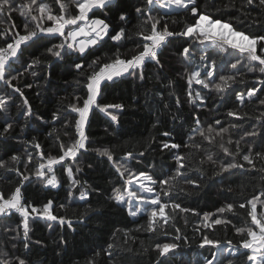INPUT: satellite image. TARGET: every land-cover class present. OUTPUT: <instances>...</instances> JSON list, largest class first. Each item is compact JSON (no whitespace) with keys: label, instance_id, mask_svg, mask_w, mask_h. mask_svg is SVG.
I'll return each mask as SVG.
<instances>
[{"label":"trees","instance_id":"1","mask_svg":"<svg viewBox=\"0 0 264 264\" xmlns=\"http://www.w3.org/2000/svg\"><path fill=\"white\" fill-rule=\"evenodd\" d=\"M240 2L241 0H232L235 6H231L230 0H197V7L201 11L209 12L213 19L230 20L238 30L252 35H264V15L256 8L248 9L247 15H242ZM143 5L144 0H113L106 11L96 12V16L106 19L112 29L119 30L120 27H124L129 38L113 42L106 37L104 42L90 50V54L69 55L62 60L51 58L46 55L45 46L51 47L52 43H59V40L47 36L36 43L30 42L27 47L21 46L23 54L21 56L18 53L20 58L13 64L14 68L23 71L24 67L36 57L47 60L51 66L48 67L47 63L42 64L33 69L38 73L37 76L27 72L19 80L13 81L14 85L22 88L24 96L32 107L33 116L27 119L17 107L21 105L19 94H14L11 87L0 81V95L13 96L7 108L0 110V129L3 128L6 120L13 124L11 131L0 139V158L8 160L11 155H19L23 158L27 152H31L34 158L39 160L41 151L46 156L48 154L55 156L60 154L58 149L60 142L66 145L72 142L76 136L74 122L79 117L78 113L71 110L70 105L79 103V106H82V100L86 98L83 73L91 71L88 65L93 59L105 55L111 56L117 47L121 53H128L129 56L132 54L129 50L135 48L140 40L135 33L142 19L135 9ZM154 7L153 14L163 16L161 23L167 22L169 30L174 32L182 31L186 25L193 24L198 18L186 10ZM121 13L127 15L126 21L119 19ZM254 19L260 22L253 23ZM12 20L17 30L23 34V17L13 13ZM111 34L113 33L110 31ZM189 45H192L193 58L186 61L181 53L183 48ZM201 55L207 56L209 61L216 60L217 71L213 79H217L219 75L234 72L230 64L235 62V50L226 47L224 51H221L211 42L194 44L192 38L173 36L168 38L166 45L159 53L163 68L155 64H147L144 69L145 80L140 81L134 77L125 76L111 82L105 81L101 85L97 103L101 106L119 103L123 104L124 108L109 109V112L117 115V121H112L111 117L101 112L99 108L93 107L90 112L85 128L89 138L88 150H81L73 165L74 177L79 184L73 186L67 177L65 168L68 166V161H65L63 166H54L59 180L58 187L45 186L40 178L33 175L30 181L24 182L21 189L24 199L37 207L52 200L53 213L71 219L75 231L67 224L59 225L58 222L44 219H30V246L25 252L21 240L13 239L15 232L4 230L6 227L15 228L20 224L22 218L18 213H14L8 218L0 217V251L7 249L9 254L21 255L28 260V264H76V262L85 264V261L93 257L94 252L99 251L100 255L95 257L96 264H112L105 250L109 243L115 242L116 264H155L158 254L154 245L175 242L180 247L174 253H169L168 257L160 258L161 264L165 262L167 264H203L204 258H210L215 251L208 246L199 247L202 235H208L209 238L222 242L221 258L224 259V264H227V258H229L227 249L234 250L241 239L233 225L242 226V221L247 218V209L237 207L236 214H219L217 209L228 203L234 205L245 203L253 195H259L262 190L261 173L234 169L215 175L218 168L215 164L207 162L203 149L185 148L184 145L191 143L189 135L191 129L196 127V117H199L204 126L214 123L216 119H219L225 127L229 122L243 125L241 129L231 131L233 141L239 139L244 129L251 130L254 127L264 135V129H260L261 122L254 119L264 113V106L246 103L240 108L241 112L248 113V118L244 120L227 116L228 111L239 107V102L235 99L237 93L253 86L261 88L264 92V87L257 83V78L264 79V75L258 71L247 72V67L244 66L243 82H238L229 88L224 94V100H220L215 92L193 84V89L200 91L201 95L206 97L203 105H193L187 102V81L184 73L186 68L191 71L202 64L199 60ZM74 62L83 63L84 68L78 72L74 68ZM12 74L15 75V73ZM78 80L81 81L80 84H77ZM27 84H31L32 87H25ZM257 95L259 96L260 93ZM76 97H80L81 100L78 102ZM177 97L180 101L179 106L176 104ZM57 112H59V118H54L53 114ZM164 132H169L171 135L166 137L163 135ZM228 135L225 134V140ZM33 138L40 144L39 149L26 143ZM248 140L252 142L254 150L264 151V142L261 141V137L248 138ZM162 141L180 144L181 148L161 150ZM195 142L201 143L198 135L195 137ZM203 143L218 162L232 159V157H226L217 146L209 145L206 141ZM227 146L234 148V145ZM103 148L111 149L114 159L121 162L126 152H133L136 158L128 160V167L137 173L147 172L157 181L174 174L177 167L173 159L174 155H187L191 164V167L187 168V175L196 180L199 186L185 183L181 179L170 196L162 195L161 198L165 202L179 203L182 207L194 209L200 215L191 212L180 213L177 210L174 221L167 226V235L148 232L146 229L149 217L146 211H142L137 217H132L124 205H117L112 199L113 188L121 186L123 181L118 178L112 161L95 151V149ZM241 148L242 154L248 151L243 143ZM139 152L145 154L142 157L136 155ZM201 159L204 161L202 166L199 163ZM25 162L22 159L18 165L21 172H25ZM240 162L246 163L242 160ZM256 163L258 169L264 168V162ZM77 165L80 168L79 172L76 171ZM32 171L33 167L29 165L25 174ZM19 180L20 176L16 172L0 169V190L5 194L11 192L18 185ZM155 187L159 192V184ZM132 188L135 190L137 186L132 185ZM85 190L88 195L85 199H81L80 193ZM70 191L71 195H69ZM60 205H64V208ZM144 207L143 205L142 209ZM204 213L222 215L230 219L232 224L215 226L214 231L205 229L201 225ZM212 218L215 219L216 216ZM174 228H180L181 231L176 233ZM197 228H200V231H196ZM127 230L131 231L125 235ZM176 235H181V240L175 241ZM61 237L67 241V246L59 243ZM227 240H231L232 245H227ZM13 244L17 247L13 248ZM243 251L245 250H241ZM234 259L236 264H245L243 255H237Z\"/></svg>","mask_w":264,"mask_h":264},{"label":"snow or ice","instance_id":"2","mask_svg":"<svg viewBox=\"0 0 264 264\" xmlns=\"http://www.w3.org/2000/svg\"><path fill=\"white\" fill-rule=\"evenodd\" d=\"M113 0H0V81L13 89L14 94H19L21 98V105L17 107L23 112L24 117L27 119L33 116L32 107L28 99L24 96L21 87L13 84L14 80H19L24 73L31 72V75L37 76L38 73L34 71L37 66L42 64H51L47 60H42L36 57L24 67L23 71L13 67V64L22 56L21 46L27 47L29 43H36L44 37H53L59 40V43H52L51 47L45 46V53L47 56L56 59H64L65 56L76 55L84 56L86 53L90 54V50L94 49L105 41L107 37L113 42H120L128 39L124 27L119 30L112 29V26L106 19L98 18L96 12L106 11ZM231 6H235L230 0ZM71 6V10H70ZM161 9H177L186 10L194 17L198 18L191 25H186L182 31L174 32L169 30L167 22L161 23L164 18L159 14L154 15L155 7ZM227 6V5H226ZM256 8L264 15V0H241L240 11L242 15H247V10ZM136 13L142 18L137 25L136 36L140 37L139 42L135 48L130 49L132 54L121 53L119 47L111 55L104 57H96L88 65L91 69L84 75V88L86 89V98L82 100V106L79 103L70 105L71 110L78 113V119L75 120L74 126L76 129V136L70 144L60 142L58 144V155L48 154L47 156L43 151L39 153V160H36L31 152H27L25 157L19 155H11L8 160L0 158V169L6 171H14L20 176L19 183L14 189L5 194L0 190V217L8 218L14 213H18L22 218L20 224L15 228L6 227L5 232H15L13 239H20L22 247L25 252L29 249V232H30V219H44L50 222H58L59 225H65L71 228L73 221L64 216H57L53 213V201L48 200L40 207L27 202L22 194L21 189L24 182L30 181L34 175L40 178L45 186L58 187L59 180L55 174V165H62L68 161V166L65 168L67 177L71 180L72 185L76 186L79 181L75 179L73 173V165L81 150L87 151L88 136L86 135L85 128L88 123V117L93 107L99 108L101 112L107 113L112 121H117V115L109 112V109L124 108L123 104H107L101 106L97 103V98L101 93V85L105 82H111L114 79L130 76L140 81L145 80L144 69L147 64H155L159 68H163V64L159 58L160 50L166 45L168 38L173 36H182L192 38L193 43L204 44L211 42L216 48L224 51L227 48L235 50V62L230 64L231 69L234 70L232 74L216 76L217 63L216 60H210L205 55H201L199 60L202 62L200 66L194 67L189 71L185 69V79L187 81V102L193 105H203L206 102V97L201 95L200 91H195L192 87L193 84L201 85L203 89L210 92H215L220 100H224V94L229 88L238 82H243L244 66L247 67V72H259L264 75V35H252L245 31L238 30L233 26L230 20L223 21L219 18L213 19L211 14L206 10L201 11L197 7V0H144L142 7H136ZM17 13L23 17L24 23L20 30H17L15 22L12 20V14ZM91 14V15H90ZM121 21L127 20V15L121 13L119 16ZM239 19V17H237ZM260 21L253 20V23ZM110 31L113 33L110 35ZM51 43V41H49ZM192 45L184 47L182 56L186 61L193 58L191 51ZM191 66V65H190ZM240 66V67H238ZM74 68L79 72L84 68V64L74 62ZM206 69V70H205ZM12 73H15L13 75ZM203 73V74H202ZM50 75V73H49ZM81 81H77L80 84ZM257 83L264 87V79L257 78ZM171 86V82H169ZM31 88V84L25 85ZM257 93H260L258 96ZM13 96L0 95V110H5ZM78 102L80 97L75 98ZM235 99L239 102V107L227 112V116L235 117L237 120H244L248 118L247 112H241L240 108L244 107L246 103H256L264 106V92L261 88L251 87L246 91L236 94ZM179 98H176V104L179 106ZM54 118H59V112L53 114ZM175 119V117H174ZM254 119L259 120L260 129H264V113ZM196 127L191 129L189 141L191 143L185 144V148L203 149L206 153V160L209 163L215 164L218 171L215 175L230 172L234 169H241L246 171L260 172L262 181V190L259 195H253L245 203L234 205L228 203L223 207L217 209L219 214L235 213V209H247L246 217L242 221V226L235 228L236 234L241 239L235 249H227L229 258L227 264H236L235 257L243 255L245 257V264H264V168H257V161L264 162V151L254 150L252 142L248 138L261 137L264 142V135L257 128L251 130L244 129L240 134L239 139L233 141L231 138V131L241 129L243 125L239 123L229 122L228 126L222 125L219 119L214 123L206 126L202 125L199 117L195 118ZM220 127L217 128L216 126ZM13 124L4 123L0 129V139H3L12 129ZM225 134H229L225 140ZM51 135V133H50ZM164 136H170L171 133L164 132ZM201 138V143L195 142V137ZM219 138V140H217ZM209 145L217 146L226 157H232L231 160L218 162L214 159V154L204 147L203 142ZM32 147L39 149L41 146L33 138L26 141ZM242 143L248 148V151L242 154ZM227 145H234L230 148ZM181 145L172 142H161V150L180 149ZM95 151L102 157H107L112 161L118 178L123 181L121 186L113 188L112 199L117 205H124L128 214L132 217H137L142 211H146L149 217L147 224V231L153 234L159 232L163 235L168 234L167 226L170 222L174 221L177 210L180 213H193L194 209L182 207L179 203L165 202L161 196H170L173 190L177 187L180 180L183 179L185 183L196 185L198 182L188 177L187 168L191 167L187 155L176 154L173 159L176 161V169L174 174L169 175L166 179L157 181L147 172L140 171L139 173L131 170L128 167V160L135 159L136 156L133 152L128 151L125 153L123 162L114 159V153L109 148L95 149ZM144 152H139L138 156H143ZM24 159L25 172L28 171V166L32 165L33 171L25 174L21 172L19 164ZM246 162L241 163L240 161ZM199 163H204L203 159ZM76 171L79 172L80 168L77 165ZM127 174V175H126ZM135 184L137 188L133 190L132 185ZM159 184V192L156 185ZM126 193V195H125ZM71 191L69 195H71ZM151 194V195H148ZM88 195L87 190L80 193V198L85 199ZM135 202V204H134ZM141 205L145 207L142 209ZM258 205L260 211L258 212ZM64 208V205H60ZM216 216L215 219L212 217ZM187 222V221H186ZM232 224V221L224 216H217L216 213H204L201 220V225L205 229L215 230V226H227ZM51 227V225H49ZM143 227V226H141ZM174 227V225H173ZM119 231V229H117ZM127 230L125 235L128 234ZM176 233H179L180 228H174ZM196 231H200L197 228ZM115 235V234H114ZM181 235L174 237L175 241L181 240ZM187 239V237H184ZM59 243L67 246V241L61 237ZM127 243V241H125ZM227 245H232L231 240L226 241ZM210 247L215 251L212 252L211 257H205L203 264H224V259L221 258L222 242L220 240L211 239L208 235H202V241L199 245L200 248ZM13 248L17 245L13 244ZM180 245L178 243H156L154 249L158 254L155 264H161L160 258L168 257L169 253H174ZM117 245L115 242L109 243L105 250L107 256L112 260V264H116L114 259L115 249ZM131 251V249H128ZM241 250H245L241 252ZM147 251V249H145ZM100 252H94L93 257L85 261V264H96L95 257L99 256ZM0 264H28V260L18 254H9L7 249L0 251ZM79 264V262H76ZM167 264V262H165Z\"/></svg>","mask_w":264,"mask_h":264},{"label":"rangeland","instance_id":"3","mask_svg":"<svg viewBox=\"0 0 264 264\" xmlns=\"http://www.w3.org/2000/svg\"><path fill=\"white\" fill-rule=\"evenodd\" d=\"M133 186H136L135 184H133ZM126 195V194H125ZM135 203V202H134ZM143 205H141V208H142Z\"/></svg>","mask_w":264,"mask_h":264}]
</instances>
